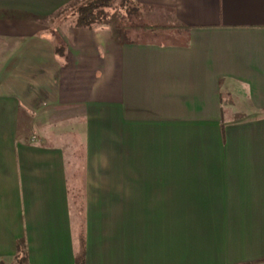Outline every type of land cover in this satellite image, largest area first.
<instances>
[{"label": "crops", "instance_id": "0c3cea01", "mask_svg": "<svg viewBox=\"0 0 264 264\" xmlns=\"http://www.w3.org/2000/svg\"><path fill=\"white\" fill-rule=\"evenodd\" d=\"M67 1L0 0V264L19 240L74 264L80 236L85 264H141L142 222L163 264H264V0H137L175 43L35 20Z\"/></svg>", "mask_w": 264, "mask_h": 264}, {"label": "trees", "instance_id": "16d2710c", "mask_svg": "<svg viewBox=\"0 0 264 264\" xmlns=\"http://www.w3.org/2000/svg\"><path fill=\"white\" fill-rule=\"evenodd\" d=\"M137 10H140L137 0H68L47 19L37 18L35 20L41 23L48 21L51 24H55L57 21L65 19V16L68 14L73 18L75 26L89 28L107 22L110 17V11H114L119 14V22L116 27L122 31V33L132 31L139 35L146 34L149 36H158L164 34L165 36H170L175 32L180 33L182 31H189V28L182 24L151 25L148 23L135 24L123 22V19L126 18V16L129 19ZM127 40H130L133 43L142 41L132 39ZM56 51L60 52V47H57ZM9 264H29L24 240L17 241L15 256ZM74 264H85V243L81 236L78 239Z\"/></svg>", "mask_w": 264, "mask_h": 264}, {"label": "rangeland", "instance_id": "374dc122", "mask_svg": "<svg viewBox=\"0 0 264 264\" xmlns=\"http://www.w3.org/2000/svg\"><path fill=\"white\" fill-rule=\"evenodd\" d=\"M135 5V4H134ZM147 10H150L149 8H147ZM119 22V19L116 17V12L114 11H110V17L109 20L107 21L108 26L113 27L114 25H117V23ZM123 22L125 23H135V24H141V23H153L152 20H150L149 18H147L145 16L144 13V9L143 10H137L135 11L130 18L128 19V17L126 16V18L123 19ZM117 34V33H116ZM178 34L177 32L173 33L170 36H165V35H139L135 32L132 31H127L125 33H118L116 36L118 37V39L123 38V39H132V40H152L155 39L156 41H160V42H178ZM181 36H183V33H181ZM57 42V40H55ZM223 99L225 101V104H227L229 102V98L227 96V94H224ZM227 112V111H226ZM80 124V123H79ZM58 127V126H57ZM67 128V124H62L61 126H59V128ZM74 130L76 131V140L79 143L77 145L76 148V152H75V157L73 155L70 154L69 156V160L71 161L69 164V171H70V175H71V179H70V184L71 187L75 184H73L74 180H76L77 185L75 186V189L77 190L76 192H82V177H83V168H84V164H82L83 162V157H84V146H83V137H84V130L82 129L81 126L79 125H75ZM58 131V130H54L52 132H50V135H54V133ZM48 133V132H47ZM75 161V162H74ZM72 164L75 165V168L77 169V173L72 169ZM79 172V173H78ZM75 175V177H74ZM76 194L77 196H73V200L71 201L72 205L71 207H73V209L75 208H79L80 203H79V199L82 198L83 200V196L79 194ZM83 203V202H82ZM81 203V204H82ZM82 214V213H81ZM79 221H77L76 224H78ZM149 224V225H148ZM147 225L149 227V229H152V225L151 222L147 221ZM147 227V228H148ZM135 230H142V233L140 232V238L138 237V251L140 253V256L143 255V258L141 260V264H163V261L160 259L161 256H163L164 252L163 249L161 248L162 245H160L159 242V238L156 237H152L150 235L145 234L146 231H144L145 229V225L143 224V222L138 225L135 224L134 227ZM163 229V228H162ZM163 243V237H162V241ZM167 252V250H166ZM0 258L1 255H0ZM6 259V258H4ZM12 260L8 261L7 263H11Z\"/></svg>", "mask_w": 264, "mask_h": 264}]
</instances>
